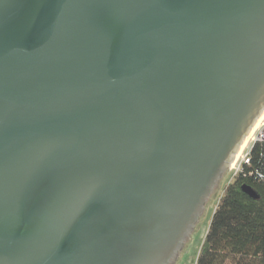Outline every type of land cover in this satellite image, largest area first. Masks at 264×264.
Returning a JSON list of instances; mask_svg holds the SVG:
<instances>
[{
	"label": "water",
	"instance_id": "95a60500",
	"mask_svg": "<svg viewBox=\"0 0 264 264\" xmlns=\"http://www.w3.org/2000/svg\"><path fill=\"white\" fill-rule=\"evenodd\" d=\"M264 113V0H0V264H177Z\"/></svg>",
	"mask_w": 264,
	"mask_h": 264
},
{
	"label": "trees",
	"instance_id": "16d2710c",
	"mask_svg": "<svg viewBox=\"0 0 264 264\" xmlns=\"http://www.w3.org/2000/svg\"><path fill=\"white\" fill-rule=\"evenodd\" d=\"M220 199L196 264H264V143Z\"/></svg>",
	"mask_w": 264,
	"mask_h": 264
},
{
	"label": "rangeland",
	"instance_id": "374dc122",
	"mask_svg": "<svg viewBox=\"0 0 264 264\" xmlns=\"http://www.w3.org/2000/svg\"><path fill=\"white\" fill-rule=\"evenodd\" d=\"M258 123V122H257ZM256 123V125H257ZM264 124V119L261 121L260 125L256 128V130L252 133V130L248 136L251 135L250 140L247 145L243 149H239V152L236 154V158L233 163H231L229 170L222 178L217 190L215 191L213 197L211 198L201 220L199 221L197 227L195 228L193 234L185 245L180 259L177 264H196L198 256L200 254L202 245L204 243L207 231L209 229L211 219L213 217L214 211L223 197L226 188L233 181L235 176L238 174L237 169L242 163L244 157L250 153L252 148L253 139L257 136L258 132L261 130V126ZM255 125V126H256ZM254 126V127H255ZM254 129V128H253ZM252 133V134H251ZM236 162V163H235Z\"/></svg>",
	"mask_w": 264,
	"mask_h": 264
},
{
	"label": "built area",
	"instance_id": "2783aa9c",
	"mask_svg": "<svg viewBox=\"0 0 264 264\" xmlns=\"http://www.w3.org/2000/svg\"><path fill=\"white\" fill-rule=\"evenodd\" d=\"M256 143H264V124H263V126H261V130L258 132L257 136L253 139V144L252 145L254 146ZM250 152H251V150H250ZM250 160H251L250 159V153H248V155L243 158L242 163L239 166V168L237 169V171L238 172L241 171L243 165L250 164V162H251Z\"/></svg>",
	"mask_w": 264,
	"mask_h": 264
},
{
	"label": "bare ground",
	"instance_id": "6f19581e",
	"mask_svg": "<svg viewBox=\"0 0 264 264\" xmlns=\"http://www.w3.org/2000/svg\"><path fill=\"white\" fill-rule=\"evenodd\" d=\"M263 119H264V113H263L262 117L258 120L257 125L254 127V129H252V133H253V132L256 130V128L260 125V123H261V121H262ZM252 133H251V134H252ZM250 138H251V135L248 136V137L246 138V140L244 141V143H243L241 149L245 148V146L247 145V143H248V141L250 140Z\"/></svg>",
	"mask_w": 264,
	"mask_h": 264
}]
</instances>
